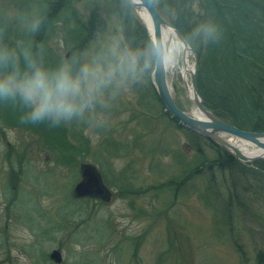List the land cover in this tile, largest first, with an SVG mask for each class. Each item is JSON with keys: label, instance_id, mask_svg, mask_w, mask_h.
I'll list each match as a JSON object with an SVG mask.
<instances>
[{"label": "rangeland", "instance_id": "374dc122", "mask_svg": "<svg viewBox=\"0 0 264 264\" xmlns=\"http://www.w3.org/2000/svg\"><path fill=\"white\" fill-rule=\"evenodd\" d=\"M37 4L0 0V21L10 30L0 45L19 49L15 35L32 37ZM157 9L169 23H183L197 55L206 43L194 35L207 24L205 4L180 8L159 0ZM94 13L99 24L75 57L78 30ZM129 15L125 0L68 1L44 29L42 63L77 72L85 62H114L113 48L145 52L147 35ZM154 58L144 67L141 57L135 78H118L92 109L62 122L69 142L82 145L78 153L69 150L71 158L61 150L60 160L39 134L1 123L0 264H53L54 250L62 264H264V178L245 171L234 184L233 172L211 166L220 149L172 119L157 98L149 77ZM174 60L176 74H168L174 99L194 114L180 74L182 52ZM187 63L194 65L191 55ZM57 130L53 137L66 148ZM82 162L102 174L113 192L109 204L72 198ZM13 197L17 215L6 207Z\"/></svg>", "mask_w": 264, "mask_h": 264}, {"label": "trees", "instance_id": "16d2710c", "mask_svg": "<svg viewBox=\"0 0 264 264\" xmlns=\"http://www.w3.org/2000/svg\"><path fill=\"white\" fill-rule=\"evenodd\" d=\"M68 1L70 0H60L59 3H53L50 0H38V11L34 13L37 14V18L34 22L32 37L25 39L15 35V38L21 42L19 49L16 48L15 43L5 44L2 41L0 56L8 58L7 64L2 63L4 64L2 68L7 67L8 71H11V68L24 70L27 67V62L31 60L45 69H54L52 64L42 63L38 48L41 44L40 40L43 39L44 29L48 27L58 9L66 7ZM153 1L158 7L159 0ZM198 1L206 6L207 24H214L220 33L216 42L209 40L201 44L202 49L199 50L198 48L196 50L198 55L196 71L198 91L204 99L206 107L216 116L241 130L263 133L264 0ZM168 2L180 5L181 8L185 7L186 4H192L194 0H168ZM67 9L71 12L69 8ZM96 19L95 13L92 14L88 24L78 30L82 37L78 36L79 43L76 45V53L83 48L87 36L90 38L92 30L97 28L99 22ZM182 24L173 23L191 45L189 35ZM3 25L0 21V40L4 39L10 32L8 27ZM148 43L150 44V42ZM15 58H17V65L14 62ZM2 64L0 63V65ZM13 102H16V104L10 106L9 103L4 104V101L0 100V108H2L0 109V117L4 118L7 124L9 122L10 125L15 123V125L18 124L33 133L39 134V137L44 139L48 147L59 150L60 160L63 157L61 150H64L70 158V149L78 153L79 146L82 147L81 143L74 146L69 142V135L66 129L62 128V123L54 126L48 121L39 123L21 122V117L25 113L23 110L27 111V109L18 100ZM2 110L5 112L4 115H1ZM56 129H59L57 131L60 132V137L63 139L66 148L60 147V144L53 137ZM71 138L74 139V136H71ZM210 163H213L212 167L216 166L230 171L231 175L233 172L235 184L238 183V176L246 170L232 155L222 150L217 151L216 157ZM211 166L209 165V167ZM255 166H257V169L253 171V174L264 178V161L255 162ZM201 167L203 168V166ZM198 171L201 170L198 169ZM198 171L193 173L197 174Z\"/></svg>", "mask_w": 264, "mask_h": 264}, {"label": "clouds", "instance_id": "9594fccd", "mask_svg": "<svg viewBox=\"0 0 264 264\" xmlns=\"http://www.w3.org/2000/svg\"><path fill=\"white\" fill-rule=\"evenodd\" d=\"M194 35L205 42H216L220 33L214 24L209 23L200 25ZM158 54L155 44L143 53L127 50L121 53L113 48L114 62H85L77 72L68 65L48 70L29 60L24 70L13 68L0 73V100H18L26 107L21 122L48 121L54 126L59 125L92 109L103 90L118 78L121 82L129 77L135 78L141 57L147 67L149 57ZM7 61L6 56H0V63L7 64Z\"/></svg>", "mask_w": 264, "mask_h": 264}, {"label": "water", "instance_id": "95a60500", "mask_svg": "<svg viewBox=\"0 0 264 264\" xmlns=\"http://www.w3.org/2000/svg\"><path fill=\"white\" fill-rule=\"evenodd\" d=\"M134 19L147 32L150 40L158 47L159 54L155 57L154 75L155 88L157 95L171 116L189 130L201 135L204 138L222 146L226 150L235 152L237 155L245 158L247 161H255L264 159V133L250 132L237 128L236 126L218 118L205 106L195 83V71L197 66V55L188 46L180 32L166 22L157 12L152 0H126ZM140 10H143L150 23V29L140 15ZM171 32L183 50V68L190 75V86L185 80L187 91L190 89L191 97L189 100L202 119H197L189 113L180 110L169 89L166 76V52L167 46L163 44L162 37L165 31ZM186 53L192 54L194 57L193 69L189 71L186 64ZM190 87V88H189ZM234 137L239 141L252 145L261 151L260 155L254 157H244L240 150L233 146L226 138ZM81 180L75 185L72 196L74 198H97L104 202H109L111 193L104 185L103 179L95 166L82 163L79 166ZM51 259L57 263L61 262V256L58 251H54Z\"/></svg>", "mask_w": 264, "mask_h": 264}, {"label": "bare ground", "instance_id": "6f19581e", "mask_svg": "<svg viewBox=\"0 0 264 264\" xmlns=\"http://www.w3.org/2000/svg\"><path fill=\"white\" fill-rule=\"evenodd\" d=\"M125 1H126V0H125ZM156 10H157V12H158V9H156ZM71 14H72V13H71ZM140 15H141L142 19L144 20V22H146L147 27L150 29V23H149V19H148L146 13H145L143 10H140ZM34 16H35V15H34ZM73 16H74V15H73ZM73 16H72V18H73ZM129 16H130L131 18L134 19L131 10H130V15H129ZM36 18H37V15H36V17L34 18L33 21H36ZM167 31H169V30H167ZM90 38H91V37H90ZM162 41H163V44L167 46V52H166V65H167V70H168V71L171 70V69H174V70H175V68H174V67H175L174 56H175V53H176V52H182V48H181L180 45L177 43V41L175 40V37L173 36V34H172L171 32H165V33L163 34V40H162ZM73 55H74L75 57L80 56V54H78V55L76 56V51H75V49H74V53H73ZM189 57H190V54H189V53H186V61H188V58H189ZM76 59H77V58H76ZM77 60H79V59H77ZM14 62H15L16 65L18 64V62H17V58L14 59ZM12 69H13V68H11V70H12ZM188 69H189V71H191V70H192V67L188 66ZM3 72H4L3 70H0V73H3ZM5 72H8V70L5 71ZM184 76L187 78V74H186L185 72H184ZM188 96L191 97V91H190V90H188ZM1 104L3 105L2 102H1ZM4 104H6V103L4 102ZM0 109H2V108H0ZM194 115H195V117H196L197 119H200V120L202 119L200 116H198V115H199L198 113L194 112ZM7 125L10 126L9 123H8ZM189 131L195 133V132L192 131V130H189ZM263 133H264V132H263ZM195 134H197V133H195ZM197 135L200 136L199 134H197ZM226 139H227V140H228L233 146L237 147V148L240 150L241 154H242L244 157H254V156H257V154H259L258 151H254V150L249 149V148L247 147V145H246L245 142L237 141V140H239V139H237V140H233L232 138H231V139L226 138ZM205 140H207L209 143H211V144L214 145L215 147L217 146V148H219L220 150L229 153V154L232 155V156H233L238 162H241V163H244L245 165H247V168H246L245 171H248V172L252 173L254 170L257 169V166H255V163H247V161H246L243 157L237 155L235 152H232V151H230V150H226V149H224L222 146H220V145H218V144L212 142L211 140H209V139H207V138H205ZM244 168H245V167H244ZM232 182L234 183V181H232ZM234 184H235V183H234Z\"/></svg>", "mask_w": 264, "mask_h": 264}, {"label": "flooded vegetation", "instance_id": "af4514ba", "mask_svg": "<svg viewBox=\"0 0 264 264\" xmlns=\"http://www.w3.org/2000/svg\"><path fill=\"white\" fill-rule=\"evenodd\" d=\"M4 113H5V112L2 110V111H1V115H4ZM1 121H2V118H0V126H1ZM14 121H15V119L13 120V122H14ZM13 122H12V123H13ZM9 123H10V122H9ZM6 124H7V123H6ZM17 125H18V124H16V126H17ZM13 126H15V123H13ZM7 128H11V127H7ZM0 134H2V135H6V134L4 133V129L0 128ZM13 148H14V147H13ZM16 200H17L16 197H15V198H14V197L11 198L10 201H9V204L6 206V207H7V211H8V212L12 211V213H14L15 215H17V214H16V211L12 209V206H14ZM10 213H11V212H10Z\"/></svg>", "mask_w": 264, "mask_h": 264}]
</instances>
